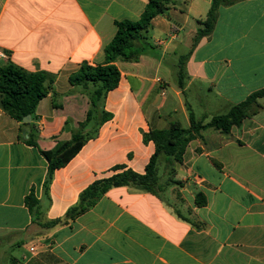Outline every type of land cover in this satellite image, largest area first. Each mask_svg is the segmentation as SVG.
Instances as JSON below:
<instances>
[{"label":"crops","instance_id":"0c3cea01","mask_svg":"<svg viewBox=\"0 0 264 264\" xmlns=\"http://www.w3.org/2000/svg\"><path fill=\"white\" fill-rule=\"evenodd\" d=\"M172 1L152 21L139 59L116 61L119 85L99 104L112 119L87 127L94 137L55 171L48 201L40 151L70 141L91 109V90L69 78L83 63L104 65L116 23L138 21L148 0H0V69L54 78L27 124L2 108L0 94V264H264V98L231 133L201 131L174 165L179 185L166 186L163 199L113 188L74 222L41 226L63 218L114 167L145 174L155 145L144 135L152 129L173 122L189 129L190 110L209 123L264 89V0L221 5L212 33L194 49L214 0ZM31 136L37 147L27 144ZM32 190L42 202L36 223L25 203Z\"/></svg>","mask_w":264,"mask_h":264},{"label":"trees","instance_id":"16d2710c","mask_svg":"<svg viewBox=\"0 0 264 264\" xmlns=\"http://www.w3.org/2000/svg\"><path fill=\"white\" fill-rule=\"evenodd\" d=\"M239 0H214L207 19L201 24L205 27L199 30L195 37L193 49L199 41L212 33L217 22V12L221 5H232ZM172 0H148L144 13L138 21L117 22V32L114 39L105 47V64L94 66L83 63L70 78L71 86H80L91 90V109L85 122L80 124L79 129L73 132L72 139L68 142H60L53 151H40L48 162V173L44 184V197L50 198V186L56 170L68 165L81 151L84 145L94 137V134L86 133L85 130L91 123H96L97 129L105 122L112 119V115L99 111L101 100L111 91L116 89L121 79V73L115 65L119 58L124 60H138L146 50L147 35L152 26V21L165 13L167 5ZM141 42L142 47L136 45ZM189 56L180 60V71L178 74L179 86L184 88L183 65ZM54 78L46 72L30 73L14 65H8L0 69V94L1 106L13 119L24 123L27 116H34L39 103L47 97L52 90ZM49 83V86L46 84ZM264 98V89L253 93L248 99L233 106L227 114L213 116L209 123L198 121L190 110L189 129H185L178 122H173L166 130L152 129L144 135V142H152L155 145L145 174H139L125 166H116L112 169L113 174L101 180L95 181L81 194L78 203L71 207L66 215L58 220L41 224L45 229H54L59 226L68 225L91 210L111 189L130 186L141 191L152 193L163 199L162 193L166 186L179 185L175 180L176 163H183L184 155L189 144L200 134L201 131L215 128L224 134L231 133L235 127H240L243 122L255 115L261 109L258 100ZM27 144L37 147L34 138ZM162 156L165 161V172L168 180L163 181L164 176H159V168ZM26 206L33 218V223L39 221L42 215V202L35 191L26 197ZM197 204L204 206L206 200L203 194L197 195Z\"/></svg>","mask_w":264,"mask_h":264},{"label":"rangeland","instance_id":"374dc122","mask_svg":"<svg viewBox=\"0 0 264 264\" xmlns=\"http://www.w3.org/2000/svg\"><path fill=\"white\" fill-rule=\"evenodd\" d=\"M165 161H164V157L162 156V159H161V164H160V168H159V176H164V180H168V175H167V172H165ZM171 186V185H170Z\"/></svg>","mask_w":264,"mask_h":264},{"label":"water","instance_id":"95a60500","mask_svg":"<svg viewBox=\"0 0 264 264\" xmlns=\"http://www.w3.org/2000/svg\"><path fill=\"white\" fill-rule=\"evenodd\" d=\"M31 120H32V117L31 116H27L25 119H24V123L25 124H27V123H29V122H31Z\"/></svg>","mask_w":264,"mask_h":264},{"label":"built area","instance_id":"2783aa9c","mask_svg":"<svg viewBox=\"0 0 264 264\" xmlns=\"http://www.w3.org/2000/svg\"><path fill=\"white\" fill-rule=\"evenodd\" d=\"M163 95H164V90H163ZM31 251L33 253H36L38 250H37V245H34L32 248H31Z\"/></svg>","mask_w":264,"mask_h":264}]
</instances>
